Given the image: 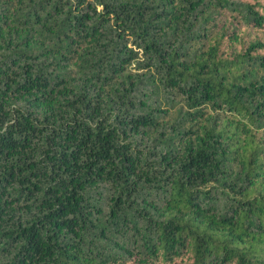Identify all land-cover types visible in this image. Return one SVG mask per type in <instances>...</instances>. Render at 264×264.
Returning a JSON list of instances; mask_svg holds the SVG:
<instances>
[{
    "label": "trees",
    "instance_id": "trees-1",
    "mask_svg": "<svg viewBox=\"0 0 264 264\" xmlns=\"http://www.w3.org/2000/svg\"><path fill=\"white\" fill-rule=\"evenodd\" d=\"M0 264H264V0H0Z\"/></svg>",
    "mask_w": 264,
    "mask_h": 264
}]
</instances>
